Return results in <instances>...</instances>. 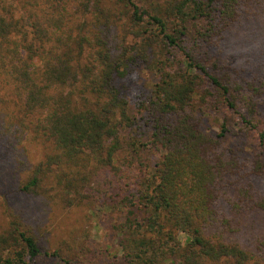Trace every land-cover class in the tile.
Masks as SVG:
<instances>
[{
  "label": "trees",
  "instance_id": "obj_1",
  "mask_svg": "<svg viewBox=\"0 0 264 264\" xmlns=\"http://www.w3.org/2000/svg\"><path fill=\"white\" fill-rule=\"evenodd\" d=\"M250 18L260 28L233 42ZM140 67L156 82L134 108L123 80ZM0 103V140L43 148L23 195L79 205L129 158L124 264H264V0H0ZM221 111L239 121L237 147L225 121L204 128ZM15 232L0 264L40 254Z\"/></svg>",
  "mask_w": 264,
  "mask_h": 264
},
{
  "label": "rangeland",
  "instance_id": "obj_2",
  "mask_svg": "<svg viewBox=\"0 0 264 264\" xmlns=\"http://www.w3.org/2000/svg\"><path fill=\"white\" fill-rule=\"evenodd\" d=\"M260 24L250 18L241 30L235 31L233 42L240 41L242 34L249 32L246 28L254 26L259 29ZM201 25L193 24L189 36ZM228 55L227 59L240 61L235 49ZM172 61L175 67L177 62L181 63L182 57L176 54ZM123 82L128 88L126 97L129 104L135 108V104L149 94L156 76L140 67ZM10 107L8 103H0V113L6 114ZM223 121L229 130L225 145L237 147L240 139L234 135H238L239 121L234 114L221 111L208 115L204 128L217 134ZM22 138L20 143L0 140V236L8 235L12 230L16 231L15 236L19 232L31 235L38 244L40 254L33 259L26 258L28 264H124L121 250L123 237L119 232L124 214L120 213L118 195L122 198L131 192L128 185L137 175L133 166L128 168L126 162L129 158L124 153L118 155L119 171L111 175V182L90 183V192L93 189L98 191L94 193L95 198L83 200L79 205L73 202L69 206L66 200L52 191L40 196H27L18 191V183L28 177L29 169L42 159L44 153L39 144L28 140L29 136L24 134ZM257 142L255 134L247 137L243 147L244 156L248 157ZM10 245L0 240V255L10 256L13 249Z\"/></svg>",
  "mask_w": 264,
  "mask_h": 264
}]
</instances>
